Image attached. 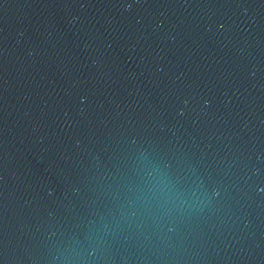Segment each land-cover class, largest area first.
Returning a JSON list of instances; mask_svg holds the SVG:
<instances>
[{"label":"water","instance_id":"water-1","mask_svg":"<svg viewBox=\"0 0 264 264\" xmlns=\"http://www.w3.org/2000/svg\"><path fill=\"white\" fill-rule=\"evenodd\" d=\"M0 264H264V0H0Z\"/></svg>","mask_w":264,"mask_h":264}]
</instances>
